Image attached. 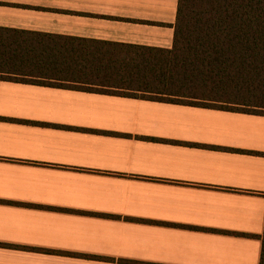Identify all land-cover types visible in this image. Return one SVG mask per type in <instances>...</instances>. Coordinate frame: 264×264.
<instances>
[{"label":"crops","instance_id":"0c3cea01","mask_svg":"<svg viewBox=\"0 0 264 264\" xmlns=\"http://www.w3.org/2000/svg\"><path fill=\"white\" fill-rule=\"evenodd\" d=\"M179 2L0 0V29L172 50ZM0 264H264V116L0 81Z\"/></svg>","mask_w":264,"mask_h":264},{"label":"trees","instance_id":"16d2710c","mask_svg":"<svg viewBox=\"0 0 264 264\" xmlns=\"http://www.w3.org/2000/svg\"><path fill=\"white\" fill-rule=\"evenodd\" d=\"M0 81L264 116V0H180L172 50L0 29Z\"/></svg>","mask_w":264,"mask_h":264},{"label":"rangeland","instance_id":"374dc122","mask_svg":"<svg viewBox=\"0 0 264 264\" xmlns=\"http://www.w3.org/2000/svg\"><path fill=\"white\" fill-rule=\"evenodd\" d=\"M67 84H70L69 86H73V87H83V88H91L93 90H98V91H103V92H114V91H111L109 89H105L103 87H94V86H90V85H79V84H76V83H67ZM192 103H197V102H192ZM221 108H230V107H227V106H220ZM219 107V108H220Z\"/></svg>","mask_w":264,"mask_h":264}]
</instances>
